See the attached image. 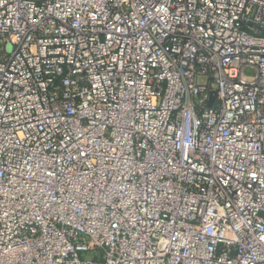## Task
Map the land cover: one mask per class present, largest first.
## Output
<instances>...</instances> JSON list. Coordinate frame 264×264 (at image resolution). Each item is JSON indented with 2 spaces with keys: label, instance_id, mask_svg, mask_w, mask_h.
I'll list each match as a JSON object with an SVG mask.
<instances>
[{
  "label": "built area",
  "instance_id": "obj_1",
  "mask_svg": "<svg viewBox=\"0 0 264 264\" xmlns=\"http://www.w3.org/2000/svg\"><path fill=\"white\" fill-rule=\"evenodd\" d=\"M0 40V264H264V0H0Z\"/></svg>",
  "mask_w": 264,
  "mask_h": 264
},
{
  "label": "rangeland",
  "instance_id": "obj_2",
  "mask_svg": "<svg viewBox=\"0 0 264 264\" xmlns=\"http://www.w3.org/2000/svg\"><path fill=\"white\" fill-rule=\"evenodd\" d=\"M12 50H13L12 45H8V51L11 53ZM0 51H1V52L3 51V41H2V40H0ZM204 82H205V79H202V80L200 81V83H204Z\"/></svg>",
  "mask_w": 264,
  "mask_h": 264
},
{
  "label": "water",
  "instance_id": "obj_3",
  "mask_svg": "<svg viewBox=\"0 0 264 264\" xmlns=\"http://www.w3.org/2000/svg\"><path fill=\"white\" fill-rule=\"evenodd\" d=\"M212 103H213V99L210 101V104L209 105H212Z\"/></svg>",
  "mask_w": 264,
  "mask_h": 264
}]
</instances>
